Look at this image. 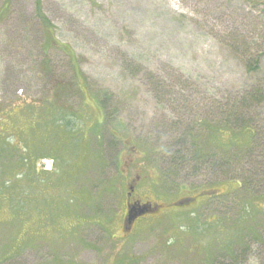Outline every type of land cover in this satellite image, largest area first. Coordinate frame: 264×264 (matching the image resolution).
Here are the masks:
<instances>
[{
  "label": "rangeland",
  "instance_id": "374dc122",
  "mask_svg": "<svg viewBox=\"0 0 264 264\" xmlns=\"http://www.w3.org/2000/svg\"><path fill=\"white\" fill-rule=\"evenodd\" d=\"M38 1L42 14L55 27L53 36L70 47L75 62L57 43L45 56L42 46L48 34L36 11ZM259 2H10V13L0 23V118L6 112L12 115L3 124L18 125L26 103L38 109L43 99H52V91H47L49 81L59 85L63 98L57 105L62 113L70 114L77 128L83 121L76 113L87 111L85 115L90 117L99 110L89 96H95L100 107L96 96H103L106 106V120L98 125L104 137L88 136L105 157V166L86 173L91 195L107 184L100 200L89 198V205H80L74 198L77 191H69L68 185L45 189L30 182L27 185L39 196L40 215L55 216L58 206L65 208L72 198L78 215L101 214L106 226L103 229L93 223L94 218L85 219L82 223L87 227L80 234L70 236L61 227L58 232L63 237L55 232L52 238L57 243H50L42 240L46 234L34 226L31 214L23 221L4 204L0 213L8 216H1L2 220L20 229L15 227L10 233L11 243L3 254L21 253L4 259L6 225H0V264H264L263 199L252 200L256 216L240 230L236 220L247 193H228L232 186L223 181L227 169L218 173L199 170L192 176H185L184 171L177 174L180 180H175V173L171 177V148L178 137H187L191 130L201 134L206 124H223L225 107L244 113L243 101L257 92L261 100L245 104L253 106L252 114L231 120L251 121L258 145L246 159L240 154L244 161L232 167L231 175L238 173L241 179L243 169L258 171L252 189L264 196V164L260 165L264 163V13ZM3 3L0 0V10ZM45 57L52 61V80L43 71ZM24 133L38 153L54 152L55 145L70 137L30 121L25 122ZM12 134L22 140L15 131L7 133ZM45 159V163L39 160V169L52 174L60 169L59 161ZM186 170L192 171L189 166ZM166 172L169 177L164 182ZM137 174H145L147 181L136 186L131 201L158 203L162 209L154 217L138 220L126 235L128 192ZM171 180L179 182L176 188ZM187 196L194 202L180 208L174 205ZM63 212L65 218L69 209ZM191 221L196 229L190 228ZM35 231L42 241L26 249L16 248L29 245L38 235ZM233 232L237 241L226 254Z\"/></svg>",
  "mask_w": 264,
  "mask_h": 264
},
{
  "label": "trees",
  "instance_id": "16d2710c",
  "mask_svg": "<svg viewBox=\"0 0 264 264\" xmlns=\"http://www.w3.org/2000/svg\"><path fill=\"white\" fill-rule=\"evenodd\" d=\"M10 2H12V0H4L2 9L0 10V23L5 20V15H9L10 13ZM41 8V4L38 1L36 4V11L40 22L43 23L42 26L44 32L46 31L48 34L46 40L43 41L42 46L45 56L48 50L54 47L57 43L58 46L70 55L72 61L75 62V55L73 51L70 50V47L60 43L53 36V28L55 29V27L50 19L42 14ZM43 67L45 69H43V71H46L45 77L52 80L55 74L50 58L45 57L43 60ZM49 82L50 88L48 87L49 89L47 91H52V99H48V97L43 99V102L39 105L40 108L38 109H35L33 105L27 103L26 105L24 104L25 108L23 110V114L19 117L20 122L16 120L19 122L18 125L13 124L10 126L9 124H3L8 121V117L12 116L8 112L4 113L5 116L0 118V211L2 210L4 204H9L11 213L22 218L23 221L27 216H29V214H31L32 217H34L32 218L34 226L36 225L46 234L45 239L42 240L49 241L50 243H57L54 241V238H52V235L55 234V232L59 233V235L63 237V234L58 232L62 227L66 234L76 236L80 234L84 227H87L82 223L85 219L94 218L95 221L93 223L100 226V228L105 229L106 224L104 222L105 219H103V215L97 213L82 217L76 213V210L77 204L89 205V198L95 200L94 202H98L101 195L107 190V184H104L99 187V190L92 189L93 192L91 195V188L86 185V173L88 170H92L93 168L99 166H105L102 165L105 163L103 160L104 154L102 148H97L95 150V146L91 144V139L88 136L93 134L96 138L104 137V133L99 129L98 125L102 121L106 120V106L103 96H96L100 101L101 107L96 103L95 96H89L93 101V105L96 104L99 110L95 115L91 113L92 115L90 117L85 115L87 111L76 113L75 116L82 118L83 121L82 126L77 128L74 126L73 118L69 117L70 114L66 111H63L62 113L60 107L57 105L58 101L63 98V95L60 93L59 85L56 81ZM257 94L258 93L256 92V96L252 94V98L251 96L246 97L243 101L245 106L243 110L246 116L251 115L253 109V106L247 108L246 102H249L250 100L260 101L261 97H258ZM87 104H89L88 100L86 101V105ZM224 110L225 116L223 117V124L214 126L206 124L205 130L201 134H193V130H191L189 131L187 137H178L172 144L171 177L175 173V180H180V175H182L184 171L185 176H192L199 170H202L203 173L212 170L218 173L223 169H227L228 171L224 175L225 179L223 181L232 186V189L228 193L238 191H246L247 193L240 218L237 220V225H241L240 230H242L246 229L247 226L245 224L252 222L256 216L257 212L252 206V200L257 198L258 200L263 199L264 201V196L257 195L252 189L254 179L257 175L255 172L258 171L252 172L251 169L244 171L243 169V174L240 175L241 179L239 178L238 173H232L231 175V171H233L232 167L238 166L244 161V159L250 156L248 153L252 151V148H257L258 133L253 123L249 120L247 122L231 120L235 116H237V119H241V117L245 115L242 111L227 107H225ZM27 121H30L31 124H34L36 127L43 126L51 130L52 133H61L62 135L69 134L70 137H64V141L60 144V146L55 145L52 149L54 152L38 153L37 149L30 146V143L25 136L24 127L25 122ZM9 130L15 131L16 134H21L22 137L20 138L22 140L18 141L17 137H12L13 134L7 135ZM96 143L98 145L97 141ZM243 153L245 155L244 159L240 158V154ZM44 158H52L59 161L57 165H60V169L54 174L50 173V171L39 169L37 166L38 162ZM116 158H118V156ZM261 164L264 163L260 162V165ZM256 165L259 164L257 163ZM188 166L192 169L189 173L186 170ZM178 173L180 175H177ZM168 177V172H166L164 182L165 179H168ZM18 182L22 183V188H18ZM27 182L36 185L37 189H45L48 187L53 188V186L58 184H65L68 185L69 191H77L75 194L76 196H74L77 200V204H74V200L69 198L68 202H65L63 205L66 209H69L67 216L71 217V220L66 219L67 216L64 218L65 215L63 210H65V208H62L61 205L58 206L57 210L54 208L57 211L55 216H46V214L40 215V207L42 203L38 201L39 196L35 193V189L30 188L27 185ZM171 183L174 185L173 188H176L178 185L175 184L179 182L171 180ZM183 189H185V187L182 184V190ZM182 199H185L186 201L192 199V197L187 196ZM0 214V225H6L5 241L1 250L2 255L5 256L3 251L11 243L10 233H13L15 227L18 228L17 231L20 227L16 225L9 227L7 221L2 220L8 215L2 216L4 214ZM11 222L12 221H9L8 223L11 224ZM190 228H194L192 222H190ZM250 228L252 231L255 229V227ZM35 232L38 235L33 236L31 243L29 244L30 246L25 243L18 245L16 248H20L22 246L26 249L42 241L40 233L38 231ZM234 232H237V228H235ZM234 232L230 238L231 242L229 241V245L227 249H225L227 251L226 254L230 253L232 250H230V247L233 246V242L237 241V235H234ZM195 234L198 235L197 232H195ZM86 245L93 246L88 243H86ZM19 253L21 252L17 250L11 256L6 255L4 259L15 257Z\"/></svg>",
  "mask_w": 264,
  "mask_h": 264
},
{
  "label": "water",
  "instance_id": "95a60500",
  "mask_svg": "<svg viewBox=\"0 0 264 264\" xmlns=\"http://www.w3.org/2000/svg\"><path fill=\"white\" fill-rule=\"evenodd\" d=\"M131 189H133L131 187ZM191 200H187V202H190ZM185 202H178L176 203V205H183ZM159 208V206L156 207H152L151 204H145V205H141L139 203L133 204V205H129V210H128V215L127 218L125 220V228L127 230H130L133 223L135 222V220L139 217L142 216L143 214L147 213V212H155L157 211Z\"/></svg>",
  "mask_w": 264,
  "mask_h": 264
},
{
  "label": "flooded vegetation",
  "instance_id": "af4514ba",
  "mask_svg": "<svg viewBox=\"0 0 264 264\" xmlns=\"http://www.w3.org/2000/svg\"><path fill=\"white\" fill-rule=\"evenodd\" d=\"M245 2H247V1H245ZM247 3H250V1H248ZM251 4H253V3H251ZM259 4H261L262 5V12L264 13V0H260V2H259ZM254 5V4H253ZM143 179H146L145 178V174L144 175H141V174H137V176H136V178H134L133 180H132V186H134V190H132V191H130V192H128V204L130 203V204H133V202L135 203V202H139V201H131L132 200V197H133V194L135 193V191H136V186L138 185V184H142L143 183ZM146 181H147V179H146ZM153 184H154V182L153 181H151ZM141 204H144L145 205V202H141ZM153 204V206H159V208H158V210L157 211H155V212H147V213H145V214H143L142 216H140V217H138L136 220H135V222H134V224H133V226H132V228H131V230L133 229V227L135 226V224L137 223V221L138 220H140V219H142V218H144V217H154V216H156L157 214H158V212L162 209V205L161 204H158V203H152ZM127 211H128V208H127ZM124 231L127 233V230H125L124 229Z\"/></svg>",
  "mask_w": 264,
  "mask_h": 264
}]
</instances>
